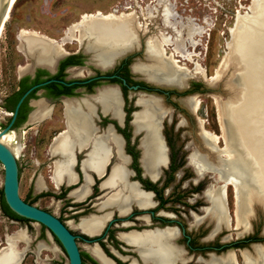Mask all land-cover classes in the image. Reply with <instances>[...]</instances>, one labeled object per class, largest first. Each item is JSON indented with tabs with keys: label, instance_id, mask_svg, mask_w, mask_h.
Returning <instances> with one entry per match:
<instances>
[{
	"label": "bare ground",
	"instance_id": "bare-ground-1",
	"mask_svg": "<svg viewBox=\"0 0 264 264\" xmlns=\"http://www.w3.org/2000/svg\"><path fill=\"white\" fill-rule=\"evenodd\" d=\"M156 2H158L157 6H160V11H158L163 27L170 30L173 36L169 37L165 34L166 32L162 33L161 30V34L157 35L158 37L146 40L144 42L146 61L144 63L137 62L133 65V70L136 73L157 84L184 88L187 80L194 75H199L213 85L217 81L219 82L227 67L234 66L235 68L234 73L238 79V85L230 82V87L236 90V94L234 93L232 96L234 97L233 101L224 102L215 99L216 96H213L220 135L208 131L204 127V121L199 119L200 135L208 152L205 155L194 149L189 155L188 161L198 178L212 172L211 170H216L217 176L219 179L221 178L219 171L222 160L217 156L224 154L223 156L232 162L234 159L231 148L232 140L236 139L229 128V119L235 132H239L242 136L241 141L238 140L240 147L249 156H255V165L259 166L263 187L259 191L252 190L245 196L242 183L231 174L224 179L222 185H210L205 190L204 196L209 205L203 211L205 216L193 219H195V225L202 220H211L214 225L211 237L223 229H230L234 220V230H239L242 227L243 232H240V235L245 234L250 229L246 219L249 213L248 203L252 201L264 203V0H252L247 8L248 15L242 16V13L237 15L234 27L230 28V42L227 43L228 52L225 53V57L210 77L206 76V71L193 58L195 54L185 51L186 44L191 47L197 45L193 38L200 34L198 29L194 28L193 24L183 26L176 22L178 16L171 9L173 5L169 3L170 1L158 0ZM16 3L17 0H11L9 10L14 8ZM155 9H147L149 18L152 17L153 10L157 11ZM138 23L136 13L127 14L114 9L109 13L96 11L92 14L82 15L78 21L65 28L63 36L59 40L49 38L37 31L21 29L17 35L18 52L31 61L33 66L52 67L56 60L62 57L64 46L75 42L90 54L98 66L106 68L125 53L140 48ZM2 32L3 25L0 28V38ZM168 47L172 48L171 53L167 52ZM188 63L194 65L193 70L185 67ZM29 67L30 64L20 67L19 73H26ZM229 69L231 70V68ZM98 100L107 104L113 102L114 92L111 90L100 91ZM138 104L142 109L135 114L133 124L137 131L142 130L146 134L141 144V163L146 175L155 181L160 175L159 168L167 167L165 148L159 134L160 121L164 118L165 112L152 99L140 98ZM184 104L195 113L199 109L200 101L196 98L187 99ZM34 114L41 117V103L37 105ZM84 128V126L72 125L69 132L75 136V139L71 140L67 135L56 139L51 146L50 155L59 156V159L54 162L50 176V182L55 188H58L63 180H67V183L74 181L71 171L73 163L72 143L81 144L83 142L81 138L86 134L82 133L81 130ZM9 133L1 137L0 142L9 147L17 159L23 148L13 143L16 141L17 135L14 136ZM221 143H223V148L219 147ZM108 156L107 147L103 145V142L94 140L82 162V169L100 173ZM124 164V159L119 155L118 164L113 167L110 177L108 176L109 178L105 182L103 181L104 183L102 182L101 185L103 188H112L109 190H113L112 195L102 204V207H114L120 214L127 212L126 209L131 202L136 203L141 208L151 205L150 194L141 191L135 183L127 182L128 175ZM240 170L244 178L250 181L248 170L244 167H241ZM234 172H237L236 166ZM89 181L90 179L86 174L83 185L78 190L73 191L71 196L80 200L88 193ZM35 186L39 191L46 190L42 177L37 179ZM228 186H231L233 192L234 211L232 217L228 215L227 209ZM106 218L107 216L84 219L79 228L87 234H96L100 231ZM69 226L72 227V224L69 223ZM174 236L175 233L172 230L145 232L143 234L132 232L125 236V240L134 245L142 257L152 263L170 264L181 254L172 244ZM20 243L25 245L23 249H20ZM30 243V237L24 230L7 235L5 246L0 249V264H22ZM37 249L54 250L43 241L37 245ZM92 251L98 255L95 249ZM216 257L211 255L204 264H238L233 252ZM241 258V264H264V249L255 245L252 247V252L243 251Z\"/></svg>",
	"mask_w": 264,
	"mask_h": 264
},
{
	"label": "flooded vegetation",
	"instance_id": "flooded-vegetation-1",
	"mask_svg": "<svg viewBox=\"0 0 264 264\" xmlns=\"http://www.w3.org/2000/svg\"><path fill=\"white\" fill-rule=\"evenodd\" d=\"M68 50L70 51L64 50L62 57L58 58L52 67L42 65L32 74L20 78L17 88L4 100L3 105L5 110L6 107H13L9 124L20 98L31 87L41 84V88L33 90L21 103L12 129L18 135L24 129L31 130L33 125L40 121L41 148H47L49 154L56 139L67 135L69 139H75V136L69 132L72 125L85 127L81 130L86 134L81 138L83 142L72 143L71 171L74 181L67 183V180H63L56 193L59 200H66L65 204L70 205L71 221L65 223L57 218L65 223L76 237L81 264H103V262L154 264L142 257L138 249L125 240V236L132 232L143 234L174 231L172 244L181 254L170 264H204L211 255L220 257L222 250L236 248L239 245L237 241L223 244L222 230L211 237L214 227L211 220H202L197 225L194 223L193 218L205 216L203 211L208 207V202L204 195L205 190L210 186L208 180H212L211 176L206 175L198 180L189 179L193 183V188L174 195V191L169 190L174 167L184 165L188 157L185 160L168 157L167 167L164 169L167 170L165 175L162 171L155 181L146 175L140 162L141 144L146 134L142 130L137 131L133 124L135 114L142 109L138 100L140 98L155 100L159 108L165 112L164 118L160 121L159 132L165 146L172 150L174 144L171 143L169 132L173 129V115L177 112L185 118L177 129L191 123V115L195 116L200 106L194 113L184 101L195 98L194 95L200 92L198 85L195 82L188 83V79L186 86L181 90L151 82L136 73L133 65L146 61L145 45L144 48L140 46L139 49H134L106 68L98 66L84 48ZM140 55L142 58H139ZM23 90L19 97L18 94ZM103 90L114 92L113 102L107 104L98 100V94ZM39 103H41V117L34 114ZM94 140L103 142L109 153L100 173L82 169V162ZM192 144L188 143L184 149H189ZM119 155L124 159L127 182L135 183L141 191L150 194L149 207L141 208L131 202L125 214H120L114 207H102L113 190L103 188L101 185L110 177L113 167L118 164ZM54 158L56 161L59 156ZM84 174L90 179L88 193L77 200L71 194L83 185ZM105 216L107 218L96 234H87L79 228L84 219ZM93 249L98 255L92 251Z\"/></svg>",
	"mask_w": 264,
	"mask_h": 264
},
{
	"label": "rangeland",
	"instance_id": "rangeland-1",
	"mask_svg": "<svg viewBox=\"0 0 264 264\" xmlns=\"http://www.w3.org/2000/svg\"><path fill=\"white\" fill-rule=\"evenodd\" d=\"M156 1L158 0H17L14 8L9 10L7 14L0 38V121L3 122L1 130H3L9 122V119L4 117V113L8 112L4 108V100L15 91L20 78L32 74L35 69L41 68L32 66V62L18 52L17 35L21 29L37 31L49 38L59 40L62 38L65 28L71 23L78 21L82 15L92 14L96 11L109 13L115 9L127 14L136 13L137 22H139V40L141 47L144 48V42L149 38L158 37L159 34H161V30L162 33L166 32L165 34L169 37L173 36V33L164 28L161 23L160 6H157L158 2ZM167 1H170L169 3L173 5L171 9L177 14L178 17L176 18V22L179 23V25L181 24L184 26L193 24V27L197 28L200 32L201 35L198 34L193 38L197 45L191 47L186 44L185 51L195 54L193 58L206 71V76L210 77L225 57V53L228 52L227 43L230 42V28L234 27L237 15H239V13H242V16L248 15L247 8L252 0ZM148 8H156L155 10H157L156 12L154 10L152 11L151 18L147 15ZM78 47L77 43L73 42L66 44L63 49L70 51L68 49ZM171 50L172 48H167L168 53H171ZM139 58H142V55H140ZM28 64H30L29 70L26 73L20 74L19 68ZM185 67L189 70H193L194 65L188 63ZM229 68H231V70ZM229 68L227 67L225 69L219 82L217 81L218 84L216 82L211 85L206 79L199 75H194L188 80V83L195 82V84L198 85L200 92L196 93L194 97L200 101V109L195 116L191 115L190 124L179 127L178 129L177 126L185 118L177 112L174 113L173 129L169 132L171 134V143L174 144V147L172 150L168 148L169 158L172 156L175 159L185 160L194 149L207 155L208 151L203 145L202 138H200L201 135L198 136L200 132L198 121L201 119L204 121V127L208 131L220 135L216 106L214 103L215 99H220L224 102H228V100L233 101L232 99L234 97H229L233 95L230 89L234 90V88L230 87L231 81L229 82V80L232 75L233 77L236 75L234 73V66H229ZM232 82L238 85V79L237 81L232 80ZM234 91L236 92V90ZM213 96H216L214 100ZM194 118L198 119L195 120ZM228 125L236 139L232 140L233 143L231 148L234 159L233 162L222 161L219 171V175H221L220 179L216 174V170H211L212 172L206 174L207 176H211L212 179L208 180V185H222L224 179L233 174L242 183L244 195L246 196L250 191H259L263 187L259 173L260 169L259 166L255 165V156H249V154L240 147L238 140L241 141L242 136L239 132H235L229 119ZM10 133L15 136L16 131L13 130ZM14 142L15 141H13V143ZM188 143L193 144L189 149H184ZM14 144H18L23 148L20 156L17 158L19 165L20 198L41 210L51 213L55 217H59L65 223L70 222L72 218L69 210L70 205L65 204L67 202L66 200L58 199L56 195L58 192L57 188L50 182L55 158L49 154L47 148H41V122H36L31 130L24 129L21 131V133L17 135ZM219 147L223 148V143H221ZM237 154L243 158L245 162L243 165H240V162L235 165V156ZM235 166L237 172H234ZM241 167L248 170L250 181L244 178L240 170ZM192 169L188 158L184 161V165L174 167V176L171 179L169 188V190L174 191V195L189 190V188H193V183L189 179H201L197 177L196 173V176L194 175V169ZM166 171L167 170H163L164 175ZM213 173H215V175H213ZM183 175L185 176L182 178ZM39 177H42L46 190L39 191L36 189L35 185ZM2 185L3 167L0 164V192L2 190ZM227 192L228 215L232 217L234 201L231 186H228ZM253 203L254 201L247 205L249 207V213L246 219L250 227L247 233L240 235L243 232L242 227L239 230H234L235 220L230 229H223L221 233V240L224 241L223 244L238 242L239 245L236 248H226L221 252L222 255L233 252L238 264L242 262L241 253L243 251L252 252V247L255 245H259L264 249V211L258 205H253ZM257 203L260 204L259 202ZM178 210L185 212L181 209ZM20 230H24L31 240L22 264H68L66 255L47 229L34 222H16L10 220L4 216L0 208V249L5 246L7 235L14 234ZM42 241L54 250H38L37 245ZM24 247L25 245L20 243V249Z\"/></svg>",
	"mask_w": 264,
	"mask_h": 264
},
{
	"label": "water",
	"instance_id": "water-1",
	"mask_svg": "<svg viewBox=\"0 0 264 264\" xmlns=\"http://www.w3.org/2000/svg\"><path fill=\"white\" fill-rule=\"evenodd\" d=\"M10 2L11 0H0V28L3 25L5 17L9 11ZM131 52H127L121 57ZM121 57L117 58L116 60L120 59ZM232 80L237 81L236 76L233 77L232 75L229 82ZM38 88H41V84L31 87L20 98L19 102L17 103L15 107L13 117L10 123L0 132V138L6 135L7 133L13 131L12 125L14 123L17 111L21 103L33 90L38 89ZM179 89L182 90L184 88H179ZM230 90L232 91L234 95L235 91L233 89H230ZM233 95H231L230 97H232ZM37 122H40V121H37ZM161 141L163 142V145L165 148L166 161H167L168 160V148L165 146L162 138H161ZM252 141L254 142L253 139ZM223 155L224 154H220L217 157L221 159L223 162H227L228 161L227 158H225ZM141 158H142V150H141V155H140V162H141ZM235 159H236L235 165L239 162H240L239 163L240 165H243V163H245L243 158L240 155H236ZM0 164L3 167V185H2L3 198L8 208L17 216L23 219L29 220L31 222L37 223L38 225H41L42 227L47 229L48 232L51 234V236L54 239H56V241L60 245L61 249L63 250L64 254L67 257L68 264H81V256H80V252H79V249L76 243V237L72 234L69 227L65 223H63L60 219L52 215L51 213L45 210H41L34 205H30L20 198L18 160L15 158L13 152L9 149V147H7L1 142H0ZM164 169L165 168H159L160 175L162 174V171ZM213 175H215V173H213ZM254 204L258 205L264 211V203L258 204L257 202H254L253 205Z\"/></svg>",
	"mask_w": 264,
	"mask_h": 264
},
{
	"label": "trees",
	"instance_id": "trees-1",
	"mask_svg": "<svg viewBox=\"0 0 264 264\" xmlns=\"http://www.w3.org/2000/svg\"><path fill=\"white\" fill-rule=\"evenodd\" d=\"M25 90V89H24ZM24 90L22 92H20L18 94V96L20 97V95H22V93L24 92ZM7 108V111L11 112L13 111V107L12 108ZM26 202V201H25ZM28 203V202H27ZM31 205V203H28ZM0 208H1V211L3 212L4 216L7 217L8 219L10 220H13V221H16V222H31L29 220H26V219H23L19 216H17L16 214H14L9 208L8 206L6 205L5 201H4V198H3V192L1 190L0 192ZM56 240V239H55Z\"/></svg>",
	"mask_w": 264,
	"mask_h": 264
},
{
	"label": "built area",
	"instance_id": "built-area-1",
	"mask_svg": "<svg viewBox=\"0 0 264 264\" xmlns=\"http://www.w3.org/2000/svg\"><path fill=\"white\" fill-rule=\"evenodd\" d=\"M11 116H12V113H10V112L4 113V117L7 118V119H9ZM2 125H3V122L0 121V130H1Z\"/></svg>",
	"mask_w": 264,
	"mask_h": 264
},
{
	"label": "crops",
	"instance_id": "crops-1",
	"mask_svg": "<svg viewBox=\"0 0 264 264\" xmlns=\"http://www.w3.org/2000/svg\"><path fill=\"white\" fill-rule=\"evenodd\" d=\"M51 156H53V155H51ZM53 157H54V156H53ZM84 177H85V174H84ZM75 182H76V180H75ZM75 182H74V183H75Z\"/></svg>",
	"mask_w": 264,
	"mask_h": 264
}]
</instances>
